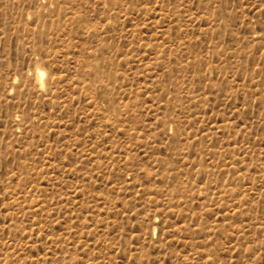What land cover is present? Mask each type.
Masks as SVG:
<instances>
[{"label": "rangeland", "instance_id": "rangeland-1", "mask_svg": "<svg viewBox=\"0 0 264 264\" xmlns=\"http://www.w3.org/2000/svg\"><path fill=\"white\" fill-rule=\"evenodd\" d=\"M0 264H264V0H0Z\"/></svg>", "mask_w": 264, "mask_h": 264}, {"label": "bare ground", "instance_id": "bare-ground-1", "mask_svg": "<svg viewBox=\"0 0 264 264\" xmlns=\"http://www.w3.org/2000/svg\"><path fill=\"white\" fill-rule=\"evenodd\" d=\"M43 75H44L43 71L40 70V69H37V71H36V78H37V80H38L39 82H42Z\"/></svg>", "mask_w": 264, "mask_h": 264}]
</instances>
